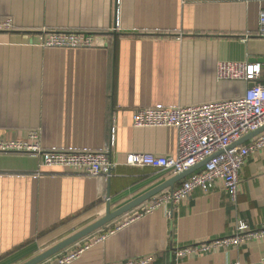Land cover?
Masks as SVG:
<instances>
[{
	"label": "crops",
	"instance_id": "0c3cea01",
	"mask_svg": "<svg viewBox=\"0 0 264 264\" xmlns=\"http://www.w3.org/2000/svg\"><path fill=\"white\" fill-rule=\"evenodd\" d=\"M263 9L264 0H0V18L14 24L0 31V138L27 140L36 131L43 151L96 153L113 135V166L101 179L44 167L40 156L0 153V264H23L107 208L115 211L175 177L125 165L128 153L176 154L175 129L133 128L134 111L244 95L248 85L217 81L215 66L264 62ZM53 31L96 40L81 49L39 46V37ZM153 199L41 264L82 243L92 247L75 264L139 257L151 258L148 264H264V240L178 262L173 256L177 247L232 235L238 223L251 230L264 224V149L240 171L235 203L217 181L172 207L170 218L159 208L136 219Z\"/></svg>",
	"mask_w": 264,
	"mask_h": 264
},
{
	"label": "built area",
	"instance_id": "2783aa9c",
	"mask_svg": "<svg viewBox=\"0 0 264 264\" xmlns=\"http://www.w3.org/2000/svg\"><path fill=\"white\" fill-rule=\"evenodd\" d=\"M14 24L11 18H0V31H11ZM39 37L43 48L81 49L94 45L95 35L79 31H53ZM246 37V36H245ZM258 37L264 39V9L258 15ZM217 81L243 82L248 86L244 95L235 98L202 104H192L175 108H142L132 115L133 128H173L177 133L176 154L160 157L145 153H128L124 163L130 167H149L180 175L199 164H204L199 172L192 173L180 186L170 192L154 197L142 215L156 209H170L196 190L208 192L217 181H221L230 201L235 203L239 190V173L247 159L264 149V132L246 144L232 147L250 133L264 127V62H219L215 66ZM39 134L32 131L27 140L0 138V153H17L40 156L44 167H62L82 172L86 176L101 179L110 172L113 164L110 149L113 142L96 153H67L43 151ZM109 235L96 239L105 240ZM264 240V224L251 230L244 223H238L232 235L193 243L173 250L175 260L207 255L216 251L236 249L249 241ZM92 247L86 244L77 250L67 252L51 264H75ZM151 258L128 259L114 264H148ZM238 264V263H229Z\"/></svg>",
	"mask_w": 264,
	"mask_h": 264
},
{
	"label": "water",
	"instance_id": "95a60500",
	"mask_svg": "<svg viewBox=\"0 0 264 264\" xmlns=\"http://www.w3.org/2000/svg\"><path fill=\"white\" fill-rule=\"evenodd\" d=\"M263 132H264V127L257 130L256 132L250 133L247 136L243 137L241 140H239L237 143H235L232 147L240 146V145L250 141L251 139H253L254 137L258 136L259 134H261ZM206 163H207V161L202 163V164H199L198 166H196V167H194V168H192V169H190V170H188V171H186L180 175L173 177L172 179H170V180L166 181L165 183L151 189L147 193L137 197L136 199L130 201L129 203L123 205L122 207L116 209L115 211L111 212L109 210V208H107V211H106V214L104 217H102L98 221L94 222L93 224L89 225L88 227L78 231L77 233L68 237L67 239L61 241L60 243L56 244L55 246L49 248L48 250H46V251L40 253L39 255L33 257L32 259H30L29 261H27L23 264H41V263L49 260L53 256H55V255L59 254L60 252L66 250L67 248H69L70 246L79 242L80 240L88 237L89 235L93 234L94 232L101 229L102 227L109 224L110 222L114 221L115 219L121 217L122 215H124V214L128 213L129 211H131V210L137 208L138 206L142 205L144 202L155 197L156 195H158L162 191H164L168 188L173 189L175 183L181 181L182 179H184L188 175L192 174L193 172H195L196 170L201 168Z\"/></svg>",
	"mask_w": 264,
	"mask_h": 264
},
{
	"label": "rangeland",
	"instance_id": "374dc122",
	"mask_svg": "<svg viewBox=\"0 0 264 264\" xmlns=\"http://www.w3.org/2000/svg\"><path fill=\"white\" fill-rule=\"evenodd\" d=\"M77 233V232H76ZM75 234V233H74ZM73 234V235H74ZM67 235H65V237H60V239H58L57 241H52V243H48L49 245H51V244H53L52 246H50V247H48L46 250H48L49 248H51V247H53V246H55L56 244H58V243H60L61 241H63V240H65V239H67L68 237H70V236H72V235H69L68 237H66ZM103 237H105V235H101V236H99L97 239H101V238H103ZM64 238V239H63ZM87 243H82L81 244V246H79V247H75L73 250H77V249H80V248H82V247H85V245H86ZM49 245H47V246H49ZM71 247V246H70ZM45 250V251H46ZM44 252V251H43ZM42 253V252H41ZM39 255V254H38Z\"/></svg>",
	"mask_w": 264,
	"mask_h": 264
}]
</instances>
